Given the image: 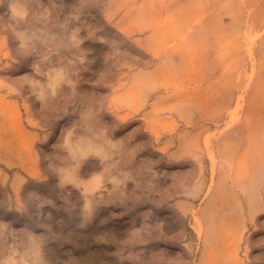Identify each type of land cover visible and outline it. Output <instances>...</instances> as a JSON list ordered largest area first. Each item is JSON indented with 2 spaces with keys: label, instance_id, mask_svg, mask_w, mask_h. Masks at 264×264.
Returning <instances> with one entry per match:
<instances>
[{
  "label": "rangeland",
  "instance_id": "374dc122",
  "mask_svg": "<svg viewBox=\"0 0 264 264\" xmlns=\"http://www.w3.org/2000/svg\"><path fill=\"white\" fill-rule=\"evenodd\" d=\"M0 264H264V0H0Z\"/></svg>",
  "mask_w": 264,
  "mask_h": 264
}]
</instances>
